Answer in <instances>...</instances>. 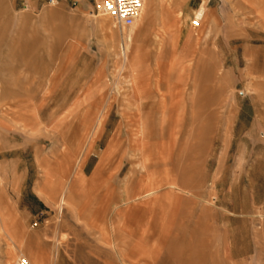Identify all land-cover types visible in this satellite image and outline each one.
Listing matches in <instances>:
<instances>
[{"label": "rangeland", "instance_id": "rangeland-1", "mask_svg": "<svg viewBox=\"0 0 264 264\" xmlns=\"http://www.w3.org/2000/svg\"><path fill=\"white\" fill-rule=\"evenodd\" d=\"M102 1L0 0V189L51 198L9 264H264V0Z\"/></svg>", "mask_w": 264, "mask_h": 264}, {"label": "crops", "instance_id": "crops-1", "mask_svg": "<svg viewBox=\"0 0 264 264\" xmlns=\"http://www.w3.org/2000/svg\"><path fill=\"white\" fill-rule=\"evenodd\" d=\"M147 12H146V16H145V20L147 19ZM23 190L28 191V195L30 196L31 199H33V201L35 202V206H29L27 204H23L22 202V196L21 194L17 196L16 198V204H17V212L21 215H32V214H37L39 212L42 211V209H45L46 207H48L47 202L51 201V198L49 199L46 195H38L36 193V191H34L31 187L30 188H23L20 189V192H22ZM28 196V198H29ZM49 196V195H48ZM14 195H11L9 193V190L6 189V193H3V190L0 189V226L1 224L3 226V228H5V230L7 231H11L12 233L15 234L14 228L15 225L13 223V216L17 213L15 211V208H13L12 206H10V204L12 202H14ZM0 232L4 235V237L7 238V235L4 233V231ZM10 248V247H9ZM14 251V250H13ZM13 251L10 248V251H8V249L4 246L1 245L0 246V264H9V259L13 256Z\"/></svg>", "mask_w": 264, "mask_h": 264}, {"label": "bare ground", "instance_id": "bare-ground-1", "mask_svg": "<svg viewBox=\"0 0 264 264\" xmlns=\"http://www.w3.org/2000/svg\"><path fill=\"white\" fill-rule=\"evenodd\" d=\"M160 1H162V0H160ZM243 2V1H242ZM252 2V1H251ZM263 5V4H262ZM254 6V5H253ZM248 7V6H247ZM146 12H147V3H146V0H144V2H143V4H142V9H141V12H140V16H139V18H138V20H143V18L146 16ZM163 15V14H162ZM167 21H169V19L168 20H166V22ZM168 23V22H167ZM135 25V24H134ZM133 26V25H132ZM127 28V27H126ZM131 29H130V31H129V33H127L126 35H124L125 36V41H126V43L128 44V41L130 42V40H131ZM125 34V33H124ZM124 44V43H123ZM128 45H124L123 46V52H126V50H127V47ZM133 58V57H132ZM123 59H124V62H126L127 61V59H126V56H123ZM147 79L148 78H146V79H141V80H138L137 81V83L138 84H140V83H143V82H146L147 81ZM136 103L138 104H140V105H142L143 103H144V99L143 98H137V100H136ZM162 103V102H161ZM139 105V106H140ZM163 105V104H162ZM139 110H140V108H139ZM146 115L147 114H137V116H136V118L138 119V120H140V121H142V127H141V129H138V131H136L137 133H139V142L137 143V145H136V150L138 151V153L140 154V155H142V154H145V152L147 151V149L150 147V144H156L157 143V140H153V141H149L147 138L149 137V134H150V131H149V129H148V125H147V123H146ZM165 117H163L162 116V118L160 119V124H158V125H160L159 126V129L161 130V127L163 126V123H164V121H165V119H164ZM166 124V123H165ZM90 135H92V134H90ZM91 137V136H90ZM151 139V138H150ZM152 142V143H151ZM143 156V155H142ZM108 157V154L107 153H104V155L102 156V158H101V163L104 161V159H106ZM103 168V167H102ZM80 180H82V177H80ZM166 187H169V188H174V189H178V190H180V188L179 187H177V186H175V185H166ZM127 187H125L124 188V191H125V195H127L128 193H127ZM158 189H159V187H158V185L157 186H153L152 184H147L146 185V188H145V190L143 191V193H142V196H141V198L142 197H145V196H148V195H151V194H153V193H155V192H157L158 191ZM66 190V189H65ZM36 193L38 194V195H40V196H42L41 194H40V192L38 191V190H36ZM137 198H133V199H130L129 200V197H128V199H127V201H126V199H124L125 200V202L126 203H128V202H130V201H133V200H136ZM62 204L64 203V199H62ZM123 203V202H122ZM126 203H123V204H126ZM119 206V205H118ZM117 207V206H116ZM116 210V209H115ZM1 226H3L2 224H1ZM0 226V230L1 231H4V233L7 235V238L8 239H10V240H12V237H13V235H14V233H12L11 231H7V230H5V228H3V227H1ZM14 232V231H13ZM12 244H13V242H11ZM12 244H9L10 245V248H11V250H15V249H13L14 248V246L12 245ZM42 260H44V259H42ZM50 258H48L47 259V261H48V263L50 262ZM33 261H34V264H43V263H45V262H43V261H39V260H37L36 258L35 259H33Z\"/></svg>", "mask_w": 264, "mask_h": 264}, {"label": "built area", "instance_id": "built-area-1", "mask_svg": "<svg viewBox=\"0 0 264 264\" xmlns=\"http://www.w3.org/2000/svg\"><path fill=\"white\" fill-rule=\"evenodd\" d=\"M143 0H103L99 9L121 27H129L140 16ZM13 264H32L26 256H19Z\"/></svg>", "mask_w": 264, "mask_h": 264}]
</instances>
